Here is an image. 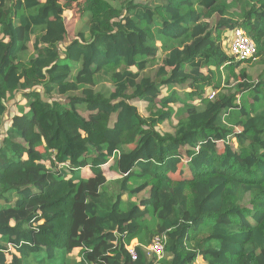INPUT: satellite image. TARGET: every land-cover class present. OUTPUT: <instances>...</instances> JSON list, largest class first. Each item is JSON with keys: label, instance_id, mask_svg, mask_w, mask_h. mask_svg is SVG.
<instances>
[{"label": "trees", "instance_id": "16d2710c", "mask_svg": "<svg viewBox=\"0 0 264 264\" xmlns=\"http://www.w3.org/2000/svg\"><path fill=\"white\" fill-rule=\"evenodd\" d=\"M62 1L0 0V264H264V0Z\"/></svg>", "mask_w": 264, "mask_h": 264}, {"label": "built area", "instance_id": "2783aa9c", "mask_svg": "<svg viewBox=\"0 0 264 264\" xmlns=\"http://www.w3.org/2000/svg\"><path fill=\"white\" fill-rule=\"evenodd\" d=\"M228 51L235 59L246 60L255 55V45L242 29L236 28L231 32ZM165 240V237H156L152 245L145 249L147 256L161 259L164 255ZM128 250L132 260H135L136 254L133 247Z\"/></svg>", "mask_w": 264, "mask_h": 264}, {"label": "rangeland", "instance_id": "374dc122", "mask_svg": "<svg viewBox=\"0 0 264 264\" xmlns=\"http://www.w3.org/2000/svg\"><path fill=\"white\" fill-rule=\"evenodd\" d=\"M147 0H135V2H140V3H146ZM230 3V1L228 2ZM61 6L64 9V18H65V23L67 25V29L69 31L70 37H74L77 33L81 32L84 28V25L86 23L85 17H84V12H85V4L84 0H80L77 2H68V1H62ZM238 9H232V11H237ZM217 33L215 34V36ZM220 40H223V47L227 49L226 55L229 57H232L228 51L229 47V42L231 40V33L227 35V39L224 40V35H222V32L218 34ZM237 60V59H236ZM256 65H260L258 61L255 62ZM242 68H245L248 73L252 76V79L255 80L257 74L252 71V67L250 66H242ZM225 89H223L224 91ZM214 97V95H213ZM183 169V167L181 168ZM135 246V243H131L128 248H132ZM150 258V257H149Z\"/></svg>", "mask_w": 264, "mask_h": 264}, {"label": "crops", "instance_id": "0c3cea01", "mask_svg": "<svg viewBox=\"0 0 264 264\" xmlns=\"http://www.w3.org/2000/svg\"><path fill=\"white\" fill-rule=\"evenodd\" d=\"M196 264H205L202 260H200V259H198L197 261H196Z\"/></svg>", "mask_w": 264, "mask_h": 264}]
</instances>
